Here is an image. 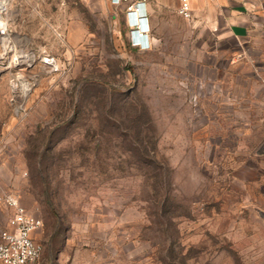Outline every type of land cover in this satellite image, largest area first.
Returning <instances> with one entry per match:
<instances>
[{
  "label": "rangeland",
  "instance_id": "1",
  "mask_svg": "<svg viewBox=\"0 0 264 264\" xmlns=\"http://www.w3.org/2000/svg\"><path fill=\"white\" fill-rule=\"evenodd\" d=\"M128 7L0 17V232L15 194L37 264H264V34L212 51L170 2Z\"/></svg>",
  "mask_w": 264,
  "mask_h": 264
},
{
  "label": "built area",
  "instance_id": "2",
  "mask_svg": "<svg viewBox=\"0 0 264 264\" xmlns=\"http://www.w3.org/2000/svg\"><path fill=\"white\" fill-rule=\"evenodd\" d=\"M114 4L126 3L131 14L139 15V21L147 20L145 6L149 0H112ZM10 0H0V17L7 12ZM178 15L194 20L192 0H180ZM138 47L146 49L147 37L138 38ZM54 64V60H49ZM5 204L10 210L6 227L0 232V264H37L43 253V246L35 236L43 227L42 219L30 214L22 206L20 198L9 194Z\"/></svg>",
  "mask_w": 264,
  "mask_h": 264
},
{
  "label": "crops",
  "instance_id": "3",
  "mask_svg": "<svg viewBox=\"0 0 264 264\" xmlns=\"http://www.w3.org/2000/svg\"><path fill=\"white\" fill-rule=\"evenodd\" d=\"M159 1L170 2L177 12L180 0ZM192 6L194 27L197 32L210 37L212 51L221 43L223 33L240 43L264 34V0H192ZM145 21L147 26L148 18ZM137 33L141 38L144 30Z\"/></svg>",
  "mask_w": 264,
  "mask_h": 264
},
{
  "label": "bare ground",
  "instance_id": "4",
  "mask_svg": "<svg viewBox=\"0 0 264 264\" xmlns=\"http://www.w3.org/2000/svg\"><path fill=\"white\" fill-rule=\"evenodd\" d=\"M138 22H139V18H138ZM5 31H6V25H5V23L2 21V19H0V32L4 33ZM0 39H1V36H0ZM4 41H7V39L4 40ZM9 50H11V49H10L8 46H6V51L8 52ZM2 59H3L4 61H7V60H8L7 57H3ZM13 61L17 62V64H18L19 66L22 65V61L19 60L18 58L14 59ZM45 62H48V63H49V60H45Z\"/></svg>",
  "mask_w": 264,
  "mask_h": 264
},
{
  "label": "clouds",
  "instance_id": "5",
  "mask_svg": "<svg viewBox=\"0 0 264 264\" xmlns=\"http://www.w3.org/2000/svg\"><path fill=\"white\" fill-rule=\"evenodd\" d=\"M137 31H143V30H142V28H140V29L136 30V32H137ZM147 32H148L147 30H144V34L142 33V35H143V36H146V37L148 38V33H147ZM136 37L139 38L138 36H136ZM136 43H137V45H138V39L136 40Z\"/></svg>",
  "mask_w": 264,
  "mask_h": 264
}]
</instances>
